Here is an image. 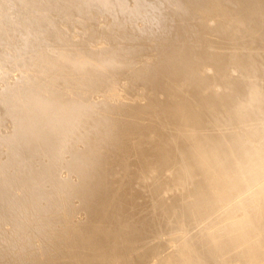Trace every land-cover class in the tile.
<instances>
[{"label": "bare ground", "instance_id": "6f19581e", "mask_svg": "<svg viewBox=\"0 0 264 264\" xmlns=\"http://www.w3.org/2000/svg\"><path fill=\"white\" fill-rule=\"evenodd\" d=\"M0 264H264V0H0Z\"/></svg>", "mask_w": 264, "mask_h": 264}]
</instances>
